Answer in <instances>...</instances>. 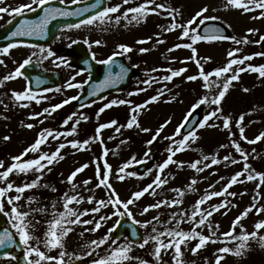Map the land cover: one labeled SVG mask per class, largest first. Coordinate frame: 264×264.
Returning a JSON list of instances; mask_svg holds the SVG:
<instances>
[{"label":"snow or ice","instance_id":"snow-or-ice-1","mask_svg":"<svg viewBox=\"0 0 264 264\" xmlns=\"http://www.w3.org/2000/svg\"><path fill=\"white\" fill-rule=\"evenodd\" d=\"M52 0H30V3L21 4L14 8H9L5 6H0V13H7L9 16H22L26 11L35 12L37 9L43 10V16L38 20H26L23 19L16 26L15 30L10 33L12 38L15 37H32V36H44L49 23L52 20L57 19L58 17H70V16H81L84 13H88L93 9H97L103 2V0H96V3L92 4L90 7L76 8L75 11H69L66 8L60 7H45L49 5ZM80 0H71L72 4L79 3ZM132 0H121V3H117L112 6L102 7L101 10L95 11L94 14L89 15L86 19L80 20L79 23L68 25L69 28H80L82 25L85 26H97L105 28L109 24L115 23L119 24L121 20H127L129 23L136 22L140 23L146 21V17L149 14H160V10L167 11L171 17V23L169 26L163 28L164 32H171L177 29L180 30V36L178 39L184 40L187 38L191 43H178L175 44L172 48H169L168 51H174L178 48H187L191 49L192 56L188 59L192 60L197 64V67L200 69L198 74L189 75L186 77L187 81H196L198 79L203 81L202 87L206 90L204 96L199 98L195 104L191 106V109L185 116V121L181 123L176 132L172 136H167V139L170 143L169 146L165 149L168 153L166 159L163 162L158 163L155 166L156 175L152 181L144 186L142 189L137 190L131 194V196L123 200L120 198L119 194L116 192L113 184L110 182L111 178H115L119 181H123L126 177H134L136 173L131 171H126L134 163H146V159L150 157L151 149L145 151L144 157L145 160H137L136 156H132L129 160L125 161L115 172L112 170V166L104 161L102 166H98L96 169L95 179L97 181L95 188L103 187L107 191V199H96L94 196H88L87 198L83 197L79 193L74 195H69L68 192L63 193L61 199L63 200V211L56 210V202L52 203V211L50 213L51 219H46L44 223L46 224V230L43 234V237L35 236L33 233L36 230V226L41 223L40 220H36L34 214H40L42 216L49 215V210L46 206L35 208L31 207L33 204L39 205L40 201L36 196L24 197V193L34 188L44 187L48 188L49 185H41L40 181L43 179L45 170L51 172L50 165L59 163L64 160L66 157L62 154V150L71 147L76 151H85L88 150L87 146L95 141H99L102 145L104 141L101 138V133L104 129L112 128L115 126V132L121 133V129L128 128L131 129L136 127L140 129L141 132L148 133L152 129L142 127L139 123L138 117L141 110L147 108L148 105L156 102H160L161 98L166 95V93L171 92V89L167 88V83L172 82L174 77L181 76L184 72L187 71L186 68H180L174 70L171 68L168 69H152L153 72L164 71L169 73L160 77L159 79L155 77H149L143 81L144 84L149 87L153 83L163 84L164 86L157 90V94L151 96L143 104L132 105L131 101L125 100H112L110 103L105 104L104 107H101L96 113L97 117L105 111L106 108H110L117 104H128L130 107V118L127 120L126 124H118L117 120H111L107 123L99 124L95 129L94 136L84 139L83 141L73 139L67 140L68 136L77 135V127L81 121H87L88 117L81 114L77 119L72 123L70 130L63 132H56L51 129H43L38 133L35 141L30 144L27 148L23 150L19 155L12 157V163L5 167L4 161L0 160V214L4 217H7V223L10 225V228L14 231H10L9 227H4L0 231V248H11L17 244L20 246V250L23 251L22 262L19 257L13 255L11 252L4 253L5 257L10 260H17L18 264H71L73 259L81 260V256H75L72 253L67 252L65 247V240L70 233L75 231V226H81L83 230L79 233L80 237L83 238L85 232L95 233L99 231L107 221L111 220L113 217H116L115 223L110 227L107 233L97 239H92L90 242L85 244V248L91 249L87 253L88 256H93V253L97 252V249H100L104 246L105 252L103 255L97 254L93 260L92 264H125L127 261L136 260L138 264H150L149 261L142 259L141 257H134L131 255V252L134 247H139L144 249L146 246L151 245V264H164L163 256L165 254L171 255V264H188L184 259L185 250L191 251L193 255H197L198 252L204 248L209 243H223L225 246L220 247L216 250L215 255V264H221V261L224 259L223 255L220 254H232L236 256H241L246 253L249 248V240L258 238L260 246L264 248V236H258V233L261 229H264V220H260L254 224V231L247 232L241 221L246 218L249 213L255 210L257 215L264 213V205L259 204V199L261 197L260 189L264 186V172H257L252 166L248 163L249 154L246 153L241 144L236 140H232L231 137L234 135L232 132L233 124L239 130V140L246 141L248 144H255L258 141L264 140V132H261L254 139H248L245 135L244 120L245 115L241 114L238 119L233 121L230 115L223 114L222 101L225 98L226 94L229 91L230 86L233 85L234 81L240 79V74L245 71L257 72L260 77H264V65L253 66L248 64L243 67H236L237 65H245L246 61L253 59L251 55L238 56L237 53L241 51L240 48H235L227 53L229 59L226 64L220 67L214 68L210 72H206L203 69L201 59L205 62L210 61V57H205L197 59L198 50L193 47V45L198 44L199 42H215V41H224L231 39L235 44H248L250 41L247 36L237 39L235 37H227L223 35V29L216 25L206 26L203 29V33L197 31L199 25H205L206 21H217L220 18L217 16H207L206 13L209 11L208 6L201 7L198 11L195 12L185 23L177 22V16L181 15L178 9H168L164 4H157L156 0H143L142 3L134 6L124 8L121 12V9L124 5H128ZM60 4H64L65 0H59ZM4 4V0H0V5ZM35 6V7H34ZM224 8H236L243 10V12H251L254 10H261L259 16H253V19L264 18V0H226ZM215 10V9H213ZM121 13L120 15H114ZM11 23V20L9 21ZM230 27V26H229ZM248 34H254L256 29H248ZM153 40V37H148L147 39L138 40V44L149 43ZM264 41V36L260 37V40L255 41L260 43ZM72 43H77L76 40H73ZM85 44H89L87 39L84 40ZM96 46L101 45L100 40L94 42ZM165 41L160 38V34H156L155 44H163ZM16 43H9L6 47L0 49V55H6L9 53L10 49L17 47ZM91 46V45H90ZM120 52L113 53V56L118 54L129 53L133 49L127 45L120 44L118 45ZM150 51L148 48H140V53H146ZM43 59H48L49 57L54 56L55 54L49 49H40ZM33 56L37 53L33 52ZM255 55H264L262 53H256ZM93 59H95V54L93 53ZM61 60V63H64L62 58H57ZM113 57L109 56L107 59L99 60L97 63L109 65L112 62ZM32 62L31 57L26 58L19 66L9 74L0 78V87H3L5 82L11 81L22 75L21 69L25 68L26 65H29ZM186 61H181L185 63ZM4 61L0 60V64H3ZM58 67L60 65H57ZM126 69L123 66H120V73L116 77L112 76L111 71H109L108 76L100 84L94 86L93 90L89 95H95L97 91L101 90L103 87L115 83L116 80L122 78L126 73ZM80 73H77L79 75ZM215 77L216 79H210ZM75 77H71L67 83L66 87L71 88H82V83H74ZM220 81H223L222 84ZM84 83H87L85 81ZM214 89H219L218 93L212 94ZM248 91L247 88L243 89ZM60 91V89H56ZM138 91H147V88L139 89ZM135 93H129L133 95ZM12 99L19 104L20 107H28L27 103H19L21 101H35L39 104L41 98L38 97L36 93L31 91L29 88H25L22 91H12ZM43 99H48L47 97H42ZM78 97L72 96L68 99L63 100L61 103L51 105L48 108H44L42 112L33 113L29 119H36L38 117H43L45 114L51 116L52 113L56 112L58 109L62 108L64 105L69 104L72 100H76ZM177 100V95H172L170 100L165 102H173ZM0 103H3L0 100ZM215 106L211 111L207 112L202 118V120L197 121V124L200 129L205 127L216 128L219 127L216 123H209V121L220 120L222 121L223 129L229 131V139L231 141L232 147H234L236 153H238L243 160V168L240 171L235 172L228 182L221 186L220 190L206 191L192 206L191 212L187 210L181 211H172L168 214L167 219H161V213L158 212L156 216H153L150 220L139 221L135 219V215L132 211L133 205L145 196V194L151 195L153 197L159 195L160 193L157 189H163L170 180L175 179V176L172 174H165V170L169 168L170 165H176L178 170H183L185 167H188L192 170H195L197 173L203 172L206 168H210L212 165L220 164L221 162L225 163V166H229V163L235 165L241 161L235 159L231 155H226L223 157L222 161L217 158L216 155H202L201 159L195 160L194 162L187 163L184 161H179L174 159L177 154L188 151L191 149L193 143H195L199 136L197 130H190L187 134H181V128L185 127L188 122V118L191 117L195 110L199 109L202 105ZM7 109V105H4ZM77 113L73 112L66 119L63 120V126H67L69 121H73V117H76ZM7 119V117H3ZM40 123H43V120H40ZM165 122L162 124L154 134L152 138L146 141L147 145L153 144L156 141L157 137L160 136L161 132L167 126ZM28 129L34 127L33 124L28 123L23 125ZM177 136H181L180 139H176ZM49 137L53 140H60L61 137L65 138V142L58 144L56 149L51 152H44L41 150V146L45 145L48 142ZM5 141L9 140V136H4ZM116 139L115 136H110L109 140ZM128 143L127 139L120 140V144ZM221 148L227 147L226 145L221 144ZM255 153V149H253ZM29 153H39L35 158L24 159L28 156ZM109 153L107 148L103 149L102 156L106 157ZM259 154H257L258 156ZM256 158V157H253ZM211 161V163H206V161ZM202 165V166H201ZM89 165L87 163L80 165L75 168L67 177V183L72 185V190L75 191L78 185L74 182L75 178L79 173H82ZM152 169H148L145 172V175L149 174ZM37 173L35 179L25 181L21 184H16L15 181L10 179L12 174H24L28 173ZM143 178V177H138ZM221 180L224 178L221 177ZM195 178L191 179L189 184L186 186V189H181L180 187H175L170 189L171 192L175 193L172 198H164L162 200H156L155 203L146 205L141 211L140 215H145L151 210H159L161 208H180L184 203V196L186 191H195V185L197 184ZM247 182H256L255 195L253 196L252 204L244 209L238 216H236L231 224V227L227 232L221 233L220 236H217V231L219 230V224L213 225L211 218L216 213L221 215H227L231 207H237L236 204L227 200V197H232L233 199L237 196H244L247 194L244 192H232L229 191L236 184H244ZM92 183L91 179H85L82 182L83 188L86 191L94 192L95 189L89 188L88 186ZM220 183V181H216ZM210 189H214L215 185L210 184ZM53 192L57 191L55 187L51 189ZM15 193V195H9V193ZM225 197L218 204H209L208 207H202L205 204H208L213 198ZM26 200L28 205L27 211H22V205L20 204L21 200ZM94 204L95 206L90 209H84L79 211L70 207L72 204H81L83 202ZM110 208V214L99 215L97 218L96 214H99L102 209ZM224 210L221 212V210ZM84 216H91V219H83ZM127 217L133 225H139L144 229H148L151 226V231L146 235L139 238L138 241L133 242L129 240L128 237H123V242L121 243L120 236H114L120 226L121 219ZM32 217V219H30ZM35 220V223L33 222ZM189 224L191 228L189 230H184L181 225ZM86 225H92V227H84ZM237 227H239V233L236 232ZM207 228L208 233L205 234L203 229ZM131 235L136 237L138 235L135 228L132 229ZM18 237V241L16 239ZM222 237V238H221ZM196 241L194 246L192 242ZM236 241L235 248L227 246L229 243ZM43 249V250H42ZM53 249H59L57 256L50 255L49 253ZM67 258V259H66ZM195 264V261L192 262ZM205 264H210V262L205 258Z\"/></svg>","mask_w":264,"mask_h":264},{"label":"rangeland","instance_id":"rangeland-1","mask_svg":"<svg viewBox=\"0 0 264 264\" xmlns=\"http://www.w3.org/2000/svg\"><path fill=\"white\" fill-rule=\"evenodd\" d=\"M136 1V0H132ZM143 1V0H142ZM121 3V0L118 1ZM226 0H156L157 4H164L168 9H178L181 15L177 16V22L185 23L191 13L198 11L203 6H208L209 11L206 13L207 16H217L220 19L216 22L222 24L231 34V37H235L237 39H241L247 36L250 43L248 44H235L231 39L224 41H215V42H199L193 47L197 48L198 55L197 59L210 57V61L205 62L201 59V63L203 65V69L206 72L212 71L216 67H220L226 64L229 59L227 53L235 48H240L241 51L237 53L238 56L251 55L253 59L250 61H246L245 65H237L236 67H243L248 64L253 66L264 65V55H255L256 53H262L258 51V43L255 41L260 40L261 36H264V18L253 19V16H259V9L251 11V12H243V10L236 8H224ZM117 4L116 0H110L109 6ZM124 8H128V5H124ZM215 9V10H213ZM163 10H160V14ZM164 14H149L146 17V21H142L140 23L131 22L129 23L127 20L124 23H120V26H117L113 30H115L119 35L117 40L120 41H130L134 42L135 38L133 34L144 35L145 38L153 37V40L149 43H145V48L150 49L146 56L144 69L141 70L139 74V87L133 88L132 86L125 92L119 93V96L116 95L107 96L103 99L99 104L91 106L90 108L78 109L75 108L72 104L68 106H63L58 109L56 112L52 113L51 116L38 117L36 119H29V117L33 113L42 112L44 108H48L51 105L61 103V98L53 99L50 98V95L38 96L41 98V102L39 104L35 103V101H21L19 103H27L28 107H20L18 103H16L12 97V91H22L25 88V84L23 83L20 77H17L11 81L5 82L3 87H0V100L3 103H0V159L4 161L5 167L12 163V157L19 155L25 148H27L30 144H32L37 138L38 133H40L43 129H51L56 132H63L70 130L72 123L75 119L78 118L79 115L83 114L88 117L87 121H81V123L77 127V135L68 136L67 140L77 139L83 141L84 139L90 138L94 136L95 129L99 124L107 123L111 120H117L118 124H126L127 120L130 118L131 105L128 104H117L110 108H106L103 113L97 117L96 113L99 111L101 107H104L105 104L110 103L112 100H125L134 102L132 105L136 104L139 101H142V93L144 97L149 98L153 95L157 94V90L162 88L164 85L159 83H153L150 87L143 83L145 79L149 77H155L159 79L166 73L164 71L153 72L152 69H174L178 70L180 68H186L187 71L184 72L179 77H174L172 82L167 83V88L171 89V92L166 93L164 97L161 98L160 102L152 103L147 106L146 109L141 110L140 115L138 117L139 123L142 127L152 129L151 132L144 133L141 132L140 129L133 127L131 129L123 128L121 129V133L115 132V126L112 128H107L102 131L101 138L104 141L103 145L99 141H95L87 146L88 150L85 151H76L71 147H67L62 150V154L65 155V159L60 161L59 163H55L50 165L51 172L45 170V174L43 179L40 181L41 185H49L48 188L39 187L31 189L29 192L36 197H42L43 201L46 203V207H50L53 202H56V210L63 211V200L61 197L63 193L68 192L69 195H74L79 193L83 197L87 198L88 196H94L98 199H107V191L103 187L95 188L97 183L96 169L98 166H102L104 161L112 166L113 172H115L125 161L129 160L132 156H136L137 160H145L144 157L145 151L151 149L150 157L146 159V161H151L150 169L152 171L138 178V176L134 177H126L123 181H119L113 176L111 178V183L113 184L116 192L119 194L120 198L123 200L128 199L131 194L137 190L142 189L144 186L149 184L152 179L156 175L155 166L158 163L163 162L166 159L168 153L165 149L169 146V141L165 139L167 136H172L177 127L184 122L186 114L191 109V106L197 102L199 98L204 96L206 90L202 87L203 81L198 79L196 81H187L186 77L189 75H196L199 72V68L197 64L192 60L188 59L192 56L191 49L187 48H178L174 51L169 52L168 49L172 48L175 44L178 43H191L190 40L185 38L184 40L178 39L180 36V30L177 29L171 32H164L163 28L169 26L171 23V17L168 12H163ZM161 16H167V18H161ZM123 22V21H121ZM209 21H206V23ZM113 24V23H112ZM200 26V25H199ZM230 26V27H229ZM109 29L103 28L102 31L109 32L110 36H115V34L111 30V25L109 24ZM256 29L257 31L254 34H248V29ZM134 30V31H131ZM92 32V33H91ZM156 34H160V38L165 41L163 44H155ZM102 37H106L104 35H100L95 33L92 29V26H88L87 30L84 33V37L82 39L83 44L84 40L87 39L90 47H95V44L92 43L97 39ZM144 38V37H143ZM187 40V41H186ZM148 44V47H147ZM144 45V44H143ZM138 47H135V50L129 53H124L126 57H130L131 53H136ZM117 50L116 48H114ZM110 49L104 55H107L111 52ZM20 52L19 55L16 53L6 54L10 63L15 59L16 56H19L20 59L14 62L18 67L22 60L21 57L25 58L26 53L23 51ZM55 55L49 57L48 59L42 60L41 66L45 69H58L57 65L66 66V60L63 59L64 63H61L58 53L56 50L52 51ZM41 54V53H40ZM14 58V59H12ZM38 60H36L37 62ZM181 61H186L185 63H181ZM20 62V63H19ZM19 63V64H18ZM5 73H9L11 71V66L8 63L5 64ZM4 66V67H5ZM3 67V68H4ZM13 67V68H14ZM16 67V68H17ZM75 77V81L79 82L80 78L71 73L69 75V79L71 77ZM210 79L215 80V77H211ZM223 81H220L222 84ZM147 88V91H138L139 89ZM247 88L248 91H244L243 89ZM64 91L63 89L61 92ZM66 91V90H65ZM219 89L213 90V95L218 93ZM140 92V94H139ZM68 94L67 92H65ZM129 93H135L133 95H129ZM72 94V92H71ZM172 95H177V100L173 102H165L170 100ZM60 96V93L55 95ZM42 97H47L48 99H43ZM4 105H7V109H5ZM215 106L202 105L199 109L195 111H199L201 113V117L207 112L211 111ZM222 108L224 115H230L235 121L239 118L241 114L245 115L244 127H245V135L248 139H254L261 132H264V77H260L259 73L245 71L240 74V79L238 81H234L233 85L230 86L228 93L222 101ZM73 112L77 113L76 117H73V121H69L67 126H63V120L66 119ZM7 117V119L3 118ZM201 118V120H202ZM40 120H43V123H40ZM167 126L161 132L160 136L157 137L156 141L151 145H147L146 141L152 138V135L162 124L165 122ZM216 123L219 127L210 128L205 127L200 129L199 126L196 129L199 139L192 144L191 149L182 153L177 154L174 159L179 161H184L187 163L194 162L195 160L201 159L202 155H216L218 159L222 161L223 157L226 155H231L235 159L241 161L235 165L229 163V166H225L224 162H221L217 165H212L210 168H206L203 172L197 173L195 170H192L188 167H185L183 170H178L176 165H170L168 169L165 170V174H172L175 176V179L170 180L169 184H167L163 189H157L160 193L159 195L153 197L151 195L145 194V197L140 199L137 204L131 206L132 211L135 215V219L139 221L150 220L153 216H156L161 213V219H167L168 214L172 211H181L187 210L189 213L191 212L192 206L195 202L205 194L206 191L220 190L221 186L226 184L230 177L237 171H240L243 168V160L240 155L236 153L234 147H232L231 141L229 139V131L223 129L222 121L213 120L209 121V123ZM31 123L34 125L32 129H28L23 125ZM232 135L231 139L236 140L241 144L243 150L249 154L248 163L255 169L257 172H264V167L259 169L253 163L255 158H253L255 153L252 152L253 149H257L259 147L264 148V140L258 141L255 144H248L246 141L239 140V130L233 124L232 126ZM4 136H9L10 139L5 141L3 139ZM110 136H115L116 139L109 140ZM181 136H177L176 139H180ZM127 139L128 143L121 145L120 140ZM65 142V138L61 137L60 140H53L49 137L48 142L45 145L41 146V150L44 152H51L56 149L59 143ZM226 145L227 147L221 148L220 145ZM107 148L109 153L106 157L102 156L103 149ZM39 153H29L27 157L31 156L35 158ZM263 154L260 155V159H262ZM26 158V157H25ZM24 158V159H25ZM260 163H263L259 160ZM87 163L89 165L82 173H79L75 178V183L78 185L75 191L72 190V185L67 183L68 175L77 167L82 164ZM206 163H211V161H206ZM253 163V164H252ZM141 163H134L129 169L126 171L135 172L137 166ZM264 164V163H263ZM202 166V165H201ZM33 174V179L38 175L37 173H28L24 174H12L10 178L14 179L16 184H20L21 179L31 180L29 177ZM224 179L221 180L220 178ZM195 178L198 182L194 186L195 191H186L184 196V203L180 206V208H161L159 210H151L145 215H140L141 211L146 205L153 204L156 200H162L164 198H172L175 193L171 192L170 189L175 187H180L182 190L186 189V186L189 184L190 180ZM85 179H91L92 183L88 186L89 188L95 189L94 192L86 191L83 188L82 182ZM220 181V183H216V181ZM23 181V180H22ZM22 183V182H21ZM214 184L215 188L210 189L209 185ZM55 187L57 191L53 192L51 189ZM255 187L256 182H247L244 184H236L229 191L232 192H244L247 194L244 196H237L234 199L232 197H227V200L236 204L237 207H231L230 211H228L227 215H221L220 213L214 214L211 218L213 225L219 224V230L217 231V236H220L221 233L227 232L231 227L233 219L238 216L241 212L244 211L250 204H252L253 196L255 195ZM261 197L264 195V186L260 189ZM24 197H28L24 194ZM225 199V197H217L213 198L208 204L203 205L202 207H208L209 204H218L221 200ZM23 200V199H22ZM25 201V200H23ZM53 201V202H52ZM58 205L60 206L58 208ZM264 205V198L259 199V204ZM94 204H89L83 202L79 205L72 204L70 207L77 209L79 211H83L84 209H90L94 207ZM52 210V207L50 208ZM49 210V208H48ZM224 210L222 209L221 212ZM111 209L105 208L102 209L101 212L97 215L110 214ZM91 216H84L83 219H91ZM51 219V215L42 218L41 222ZM116 217H113L111 220L104 223L103 227L99 229V231L95 233L85 232L83 238L80 237L79 233L83 230L81 226H75V231L69 234V236L65 240V247L67 252L74 254L75 256H81L82 259H90V264H92L93 258L99 254L103 255L105 252L106 246L97 249L96 253H93V256H88L87 253L91 251V249L85 248V244L90 242L92 239H97L104 236L108 229L112 227V225L116 221ZM125 219L129 220L126 216ZM260 220H264V213L257 215L255 210L249 213V215L244 218L241 223L247 230V232L254 231V224ZM45 223H41V227H45ZM141 232V235L144 236L148 232L151 231V226L146 230L139 225H136ZM84 227H92V225H86ZM181 227L184 230H189L191 225L185 223L182 224ZM38 232L37 236L43 237L44 230L40 228V224L37 225L35 230ZM204 233H208V229H203ZM240 229L237 227L236 232L239 233ZM258 236H264V229H261L258 233ZM123 237H127L125 234L121 237V243L123 242ZM222 238V237H221ZM196 241L192 242V246ZM236 241L229 243L227 246L231 248H235ZM249 248L244 255L236 256L232 254H220L224 256V259L221 261V264H264V248L260 246V242L258 238L251 239L248 242ZM225 246L223 243H209L204 248H202L197 255H193L191 251L185 250L184 259L188 262V264H192L195 261V264H205V258L210 262V264H215V253L216 250L220 247ZM43 250V249H42ZM59 250V249H58ZM152 246L148 245L144 249L139 247H134L131 255L134 257H141L147 261L152 262L151 256ZM60 251V250H59ZM50 255L57 256L58 251L53 249ZM67 259V258H66ZM10 259H3V262L9 261ZM72 261H75L73 259ZM71 261V262H72ZM164 264H171V255L165 254L163 256ZM125 264H138L136 260L127 261Z\"/></svg>","mask_w":264,"mask_h":264},{"label":"flooded vegetation","instance_id":"flooded-vegetation-1","mask_svg":"<svg viewBox=\"0 0 264 264\" xmlns=\"http://www.w3.org/2000/svg\"><path fill=\"white\" fill-rule=\"evenodd\" d=\"M116 1H117V3H119L118 2L119 0H116ZM26 3H30V0H4V4L0 5V6L14 8V7H17L21 4H26ZM65 3L66 4H72L71 0H65ZM134 6L135 5L133 4L131 7H134ZM122 11L123 10L121 9V12ZM29 13H31V12L26 11L24 14H29ZM120 14L121 13H117L114 15H120ZM15 18L16 17H14V16H9L7 13H0V28L7 26L8 24H10L9 21L11 20V22H12ZM121 21H124V20H121ZM119 24L113 23L112 32L115 34V36L111 37V39H107V38L100 36V38L97 40L101 41V45L100 46L95 45L94 49H93V47H90L89 45L83 44L82 39L84 37V33L87 30L88 26L82 25L78 29L77 28H69V27H65V28L60 29L57 33L56 40L49 47H33V46H27V45H18L17 47L10 49L9 53H16L18 55L20 53L18 51H23L24 53H26L25 58L21 57L22 58V60H20L21 63L26 58L31 57V60H32L31 63L37 64L41 71H45V72L52 74V76H53L52 84L53 85H55L57 83V77L56 76H58L59 81H60V87L58 89H60V91H56V89H54V90H45L44 89V90H41L37 95L38 96L50 95V98H53V99L61 98V100H60L61 102L65 99H68L69 97L78 96L82 92L83 87L86 84L84 82L87 81L89 78V74L87 72V69H91L93 67L95 68L96 71H99L101 69L102 64L97 63V61L107 59L109 56L122 58L123 59L122 61H124L131 68H134L135 72L137 71L136 76L132 79L128 88L121 92V93H123V92L127 91L131 86L133 88L140 86V83L138 80L139 74H140V71L142 69H144L145 60H146V56H147L148 52L140 53L139 52L140 48H138V50H136L137 52L131 53L130 57H126L123 54H118V55L113 56V53L120 52V49L118 48V45H120V44H124V45L131 47L133 49V51L135 50L136 46L141 47V48H145V45L137 43L138 40L145 39L144 35L133 34V37L135 38L134 42L124 41V40L120 41V38H119V40H117L119 34L113 29L116 28L117 26H119ZM105 28L107 29V27H105ZM101 29H103V28L95 26L94 31H95V33L106 36L107 32L106 31L101 32ZM131 31H134V30H131ZM73 40H76L77 43H72ZM75 44H82L84 46L85 50L89 52L91 57H93V53L95 54V59L92 58V60L96 63L95 66H93L91 64L90 60L88 59V56L83 54V49H80V50L74 49L73 46ZM147 47H148V45H147ZM42 48L46 49V50L50 49L51 51L56 50V53H58L61 58L66 60V62H65L66 66H64V67L59 66V67H57L58 69H45L44 67H42L41 66L42 60H40L42 58V54H40V49H42ZM114 48H116L117 50H115ZM110 49H112V51L109 52L107 55H104V53H107ZM33 52L37 53V55L33 56L32 55ZM10 58L11 57L7 58L6 55H0V60L4 61L3 64H0V78L9 74L10 72H13L17 67L16 65L14 67V62L19 60L20 57L16 56L15 59L12 58L14 60L11 63L8 60ZM36 60H38V61L36 62ZM73 61H75V62H73ZM6 63H8L9 66H11V71L9 73H5V68L8 67L7 65L5 66ZM75 63H77L78 68L74 67ZM71 73H73L75 75H77V73H80L79 75H77L80 78V81L74 82V83H82L83 84L82 88H71V89H69L66 87V83L69 80V75ZM22 81L25 82V80L23 78H22ZM49 83H51V82H48L47 80H45L40 85H41V87H46L49 85ZM62 89L64 91L61 92ZM65 92H67L68 94H66ZM71 92H72V94H71ZM59 93H60V96H55ZM139 94H140V92H139ZM113 95H116V94H113ZM109 96H112V95H109ZM142 99H143V101L145 99L143 93H142ZM74 101L75 100H72L69 104L64 105V106L66 107V106L70 105L71 103L74 104ZM100 102H101V100L96 101V102H91L89 104V106L97 105ZM7 219H8L7 217H4L0 221V229H3L4 227H9L10 231H14L13 229L10 228V225L7 223ZM16 239L18 240V237H16ZM13 252H14V250L11 251L12 254H13ZM16 255H19V256L23 255V251H21L19 254H16ZM5 259H7V258H5ZM16 262H17V260H9L6 262L5 261L3 262L2 260L0 261L1 264H3V263L15 264Z\"/></svg>","mask_w":264,"mask_h":264},{"label":"water","instance_id":"water-1","mask_svg":"<svg viewBox=\"0 0 264 264\" xmlns=\"http://www.w3.org/2000/svg\"><path fill=\"white\" fill-rule=\"evenodd\" d=\"M94 3H96V2H90V3L85 4L84 6L77 7V8L90 7ZM103 6L104 5H102V7ZM100 7L101 6H99L97 9L91 10L88 13H84L81 16H89V14H92V13L94 14L95 11L101 10ZM67 10H69V9H67ZM69 11H75V9L74 10L70 9ZM75 17H77V16H75ZM78 17H80V16H78ZM59 20L62 21V18L59 19ZM212 25H216V24L204 25L202 27V29H201V33H203L204 27L212 26ZM216 26L220 27L219 25H216ZM14 30L15 29L12 30L11 28H6L4 30H0V44H9V42H11V41L31 42V43H45L44 42L45 41L44 37H46V36H42V37L41 36H32V37L24 36V37L12 38L10 36V33L12 31H14ZM225 34H226V32H224V30H223V35H225ZM49 35H50L51 38L54 37V34L51 33V29L50 28H49ZM47 43H49V41H47ZM260 48L264 50V41H262L260 43ZM21 72L28 79L29 89L30 90H35V88L37 87V83L39 81L43 80L42 79L43 77H41V75L32 73L29 70L28 67H25V68L21 69ZM117 74H118V72L115 71V73L112 74V76L116 77ZM106 76H108V75L107 74H102L101 76H97V77H94V75H92L91 76V83H90L89 88L87 89L86 93L89 95V93L93 90L94 86L100 85L105 80ZM131 76H132V73H130L128 76H127V74H125L124 76H122V78L116 80L115 83H111L110 85H108L106 87H103L101 90L97 91L95 95H91V96H93V98H96L98 96H102L103 94H105L107 92L118 91V90H120L122 88V86H125V83L123 85H121L124 82L125 78L127 77L126 80H128ZM197 120H198V114L197 113H195L191 117H189L188 122L186 123L185 127H183V129H182V132L183 133H188L190 130H192V128L194 127V125L197 122ZM149 166H150V163H145V164L141 165L138 168V171L140 172V174H142L149 168ZM133 228H135V226L132 223L124 222V220L121 219L120 226L118 227L117 231L115 233H113V235L114 236H121V234L126 230L128 232L129 237L133 241H138L140 236H139V233H138L136 228L135 229H136L138 235L136 237H133L131 235V232H132ZM73 264H85V263L84 262H76V263H73Z\"/></svg>","mask_w":264,"mask_h":264}]
</instances>
